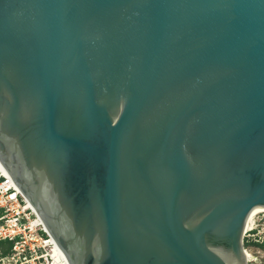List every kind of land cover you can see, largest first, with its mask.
I'll return each instance as SVG.
<instances>
[{"label":"water","instance_id":"95a60500","mask_svg":"<svg viewBox=\"0 0 264 264\" xmlns=\"http://www.w3.org/2000/svg\"><path fill=\"white\" fill-rule=\"evenodd\" d=\"M0 165L69 264H248L264 0H0Z\"/></svg>","mask_w":264,"mask_h":264},{"label":"rangeland","instance_id":"374dc122","mask_svg":"<svg viewBox=\"0 0 264 264\" xmlns=\"http://www.w3.org/2000/svg\"><path fill=\"white\" fill-rule=\"evenodd\" d=\"M1 177L0 184L4 181ZM2 186L5 185L0 186V237L6 236L8 241L3 242L4 239L0 238V257H4L0 262L15 264L16 258L21 257L17 263L26 259L31 264H57L50 252L52 240H49L50 245H46L44 243L46 233L39 226H34L35 229L30 228V222L35 216L30 211L21 209L23 201L15 191L4 190ZM251 223L252 228L244 231L243 235L247 263L264 264V212L254 215ZM7 235L14 237L8 239Z\"/></svg>","mask_w":264,"mask_h":264},{"label":"bare ground","instance_id":"6f19581e","mask_svg":"<svg viewBox=\"0 0 264 264\" xmlns=\"http://www.w3.org/2000/svg\"><path fill=\"white\" fill-rule=\"evenodd\" d=\"M0 176H2L4 178V181L2 182L1 185H5L2 186L4 190H13L15 191L16 195H19L21 197V200L23 201L22 205H20L18 203V205H20L21 209L23 211H30L35 217L34 219L30 222V228L31 229H35L34 226H39L41 228L42 231H44L47 234V238L45 239L44 243L46 245H50L49 244V240L51 239L50 236L48 235L41 219L37 216L36 211L34 210V208L32 207V205L26 201L24 199V196L21 194V192L18 190V188L16 187V185L13 183V181L10 179V177L7 175V173L3 170L2 166L0 165ZM16 202H18V200L16 199ZM260 212H264V207H259L257 210H255L252 215L246 220V225H245V231L247 229L252 228L251 227V222L253 220L254 215L260 213ZM23 218V217H22ZM35 221V224H33V222ZM254 229V228H253ZM52 240V239H51ZM51 248V254L54 257V262H56L57 264H69L66 257L64 256L63 252L58 248V246L56 245V243L52 240V246L50 245ZM247 256V255H246Z\"/></svg>","mask_w":264,"mask_h":264},{"label":"flooded vegetation","instance_id":"af4514ba","mask_svg":"<svg viewBox=\"0 0 264 264\" xmlns=\"http://www.w3.org/2000/svg\"><path fill=\"white\" fill-rule=\"evenodd\" d=\"M3 258H4V257H0V261H1ZM20 258H21V257H17V258H16V260H15L16 263H15V264H31L30 262H27L26 259H25V261H23V262L21 261L20 263H17V261L20 260ZM23 258H26V257H23ZM0 264H5V263L0 262Z\"/></svg>","mask_w":264,"mask_h":264},{"label":"built area","instance_id":"2783aa9c","mask_svg":"<svg viewBox=\"0 0 264 264\" xmlns=\"http://www.w3.org/2000/svg\"><path fill=\"white\" fill-rule=\"evenodd\" d=\"M2 178V177H1ZM28 217H26V220H27ZM44 232V231H43ZM0 233H1V230H0ZM45 233V232H44ZM47 235V234H46ZM8 236V239H12L14 237V235H7ZM0 238H3L4 240L6 239V236H2ZM45 241V240H44Z\"/></svg>","mask_w":264,"mask_h":264},{"label":"trees","instance_id":"16d2710c","mask_svg":"<svg viewBox=\"0 0 264 264\" xmlns=\"http://www.w3.org/2000/svg\"><path fill=\"white\" fill-rule=\"evenodd\" d=\"M3 242H7L8 240L7 239H5V240H2ZM12 242V241H11Z\"/></svg>","mask_w":264,"mask_h":264}]
</instances>
